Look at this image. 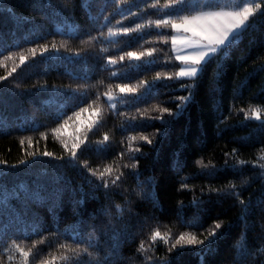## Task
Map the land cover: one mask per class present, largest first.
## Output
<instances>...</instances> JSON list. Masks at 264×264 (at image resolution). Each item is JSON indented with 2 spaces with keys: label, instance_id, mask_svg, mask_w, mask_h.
Listing matches in <instances>:
<instances>
[{
  "label": "trees",
  "instance_id": "trees-1",
  "mask_svg": "<svg viewBox=\"0 0 264 264\" xmlns=\"http://www.w3.org/2000/svg\"><path fill=\"white\" fill-rule=\"evenodd\" d=\"M166 3L0 0V264H24L17 247L28 264H264V111L251 116L264 110V15L198 77L176 78L158 35L171 28L122 31L177 11ZM81 107L94 120L63 140L53 129ZM184 232L205 242L171 248Z\"/></svg>",
  "mask_w": 264,
  "mask_h": 264
},
{
  "label": "snow or ice",
  "instance_id": "snow-or-ice-1",
  "mask_svg": "<svg viewBox=\"0 0 264 264\" xmlns=\"http://www.w3.org/2000/svg\"><path fill=\"white\" fill-rule=\"evenodd\" d=\"M155 6L156 5H153V7ZM192 6V0H167L164 8L176 9L177 11L175 13L166 12L164 16H161L158 19L147 21V24L138 23L135 27H124L122 31L125 35H127L129 32H140L145 27L153 25L156 29L171 28L175 35H165L163 32L158 33V35L164 43H167L169 39L171 40V51L174 53V59L179 61V70L175 73V76L176 78L195 79L201 72H203L207 64L218 54L226 53L240 41L244 32L250 27L249 20L251 17H254L258 12L261 15H264V8H262V6H264V0H233L232 6L222 5L220 0H208V3L200 7L198 10L185 14L186 10ZM114 35L116 34L110 29L109 36L112 37ZM53 47H55V45H53ZM30 51L34 54L36 49L33 48L30 49ZM45 51H47V46H45ZM153 51L154 49L149 50L147 55L152 56ZM126 54L130 59L136 60H139L141 56L145 55L143 52L138 55L132 51H129ZM7 58L11 59V57ZM20 59L23 63L24 56L21 55ZM120 59L123 60L124 57L121 56ZM109 63L114 65L116 61L110 60ZM14 70L15 69H13V71ZM10 74L11 73H9V75ZM113 75H115V73ZM160 76L161 74L158 73L156 79H159ZM167 78L171 79L172 76ZM118 87L122 93L134 91V89L129 88L127 85H118ZM112 99L113 97L109 95V102H111ZM179 99L183 102V104L177 105L178 109L190 101L191 95L189 94L187 97H179ZM110 106L115 107L111 104ZM85 111H87V109L81 107L79 112L74 113V116L79 118L81 113ZM160 111L163 113L168 112L169 110L167 108H163L160 109ZM241 111H243V109H241ZM262 111L264 110L261 108L252 109V118L260 120ZM169 114L171 115L172 113ZM247 115L248 113H246V117ZM68 119H72V117H69ZM158 119L162 120L163 118L161 116L158 117ZM67 123L68 120H65L64 124L59 128L53 129V132L60 133ZM262 123H264V121H262ZM91 130V127H89V131ZM140 139L147 143L152 142L147 136H141ZM104 140H108L107 135H105ZM21 143H23V141H21ZM80 143H82V141L73 144L71 149L72 159L77 158L76 149L80 147ZM65 148H67V145H65ZM135 150L139 151V148H136ZM233 153H235V150H233ZM43 155L51 156L52 154L45 151ZM21 163H26V161H21ZM240 163L242 164L244 162L240 161ZM261 166L264 167V165ZM133 167H135V165H133ZM90 171H92V175H96L94 170L90 169ZM105 171L110 174L111 168H107ZM103 177L104 173H101L98 178L103 179ZM119 179L120 177L116 176L111 180V183L115 184ZM103 186L107 188L109 186V181L105 180ZM230 187L235 186L230 185ZM241 203H243L242 200ZM198 226L199 220H194L192 224L188 225V227L191 228H196ZM220 228L221 223L215 222L214 225L207 230V236L205 239L208 237H216L217 230ZM158 237L165 243H168V240L165 239V237H162L159 231H155L152 235L151 239L153 243H155ZM204 242L205 241L203 239H199L194 232H184L175 239L171 248L174 249L177 245L183 247L184 245L203 244ZM16 250L24 257V264H28L29 254L19 247H17ZM140 250H145L143 244L140 245ZM84 251H87V249H84ZM9 259L11 260V257H9Z\"/></svg>",
  "mask_w": 264,
  "mask_h": 264
},
{
  "label": "rangeland",
  "instance_id": "rangeland-1",
  "mask_svg": "<svg viewBox=\"0 0 264 264\" xmlns=\"http://www.w3.org/2000/svg\"><path fill=\"white\" fill-rule=\"evenodd\" d=\"M196 1H199V4H207L208 3V0H192V2H196ZM220 3L222 5L232 6L233 0H220ZM172 35H175V33L173 32ZM171 48H172V45H171ZM173 55H174V53H173ZM177 62L179 63V61H177ZM178 70H179V68H178ZM108 96L109 95L106 96L107 100H108ZM109 103L111 105H114L113 99ZM93 120H94V114L91 112H88L84 116L80 115L79 118H75L71 123L64 126V128L62 130L64 132L60 134V137H62L63 140L68 141L70 139L75 140L76 134H78V136H83V133L85 131L83 128L90 125L92 123L91 121H93Z\"/></svg>",
  "mask_w": 264,
  "mask_h": 264
}]
</instances>
